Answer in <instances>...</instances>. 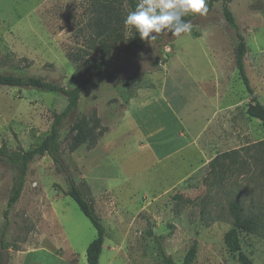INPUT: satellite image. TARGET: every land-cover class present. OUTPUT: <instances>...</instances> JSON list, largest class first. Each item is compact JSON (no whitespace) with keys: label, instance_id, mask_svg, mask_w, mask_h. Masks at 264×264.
I'll list each match as a JSON object with an SVG mask.
<instances>
[{"label":"rangeland","instance_id":"374dc122","mask_svg":"<svg viewBox=\"0 0 264 264\" xmlns=\"http://www.w3.org/2000/svg\"><path fill=\"white\" fill-rule=\"evenodd\" d=\"M93 1L0 0V73L74 86L67 55L89 44ZM117 1L131 37L135 30L129 36L124 23L131 10ZM223 1L206 0L212 4L205 15L185 16L190 32L145 39L135 55L113 61L86 85L61 128L62 162L105 229L98 264H163L149 231L164 236L176 264L193 243L192 264H238L224 241L236 202L257 225L239 233L241 250L264 264V121L247 113L252 96L264 105V0L228 2L246 42L253 94L238 73ZM156 58L165 62L154 67ZM135 73L137 84L129 80ZM66 102L57 92L0 85V145L36 146ZM93 113L103 134L70 150V125ZM17 178V169L0 160V264L5 249L6 264H88L96 230L66 194L65 175L51 157L30 162L5 216Z\"/></svg>","mask_w":264,"mask_h":264},{"label":"trees","instance_id":"16d2710c","mask_svg":"<svg viewBox=\"0 0 264 264\" xmlns=\"http://www.w3.org/2000/svg\"><path fill=\"white\" fill-rule=\"evenodd\" d=\"M127 7L135 10L139 0H123ZM229 0L223 1L222 12L228 25L235 31L236 44L234 48L235 63L248 92L253 94L249 79L246 74L244 59L247 46L242 33L239 31L235 17L228 6ZM212 2H209L208 8ZM93 18L91 22L92 33L87 47L68 53V58L75 64L77 81L72 87H65L55 81L46 80L39 76H19L0 73V85L11 87H32L42 91L57 92L66 97V105L62 111L55 113L48 134L39 144L29 149L9 150L5 145H0V160L10 164L18 171V178L13 185L4 215L18 201L23 189L30 162L38 156L49 155L59 172L65 175L68 183L66 192L78 205L81 212L89 219L96 230L95 238L87 245L86 261L88 264H98L102 252L105 229L100 217L95 213L92 201L85 196L74 182L73 178L64 166L60 154L59 137L63 124L75 113L82 91L91 80L101 76L116 59L135 55L142 48L144 40L138 33L125 38L122 26V16L117 0H94L92 2ZM189 20L190 17H184ZM91 50V51H90ZM91 52V53H90ZM99 53V56L96 54ZM165 62V59H155L154 67ZM139 75H131L129 80L137 84ZM252 104L247 108L248 115L264 121V105L255 96H252ZM69 148L74 150L82 144L93 145L97 142L104 129L95 113L90 116L82 115L69 127ZM232 228L224 237L229 251L237 253L238 264H254L253 260L241 250L239 233L241 231H254L256 222L251 217L242 214L241 206L236 202L231 206ZM6 227L2 234H5ZM157 244L158 252L163 264H176L173 258L166 253L163 245V235H155L149 231ZM196 243L187 250L183 264H192L196 256Z\"/></svg>","mask_w":264,"mask_h":264},{"label":"clouds","instance_id":"9594fccd","mask_svg":"<svg viewBox=\"0 0 264 264\" xmlns=\"http://www.w3.org/2000/svg\"><path fill=\"white\" fill-rule=\"evenodd\" d=\"M207 12L206 0H140L135 10L128 12L124 23L129 36L135 30L141 40L152 41L161 33L179 36L190 32L191 21L184 17Z\"/></svg>","mask_w":264,"mask_h":264},{"label":"water","instance_id":"95a60500","mask_svg":"<svg viewBox=\"0 0 264 264\" xmlns=\"http://www.w3.org/2000/svg\"><path fill=\"white\" fill-rule=\"evenodd\" d=\"M8 261V250H2L1 251V264H6Z\"/></svg>","mask_w":264,"mask_h":264}]
</instances>
